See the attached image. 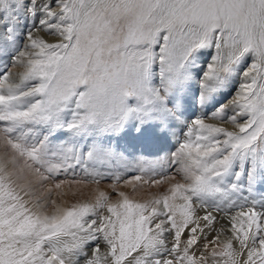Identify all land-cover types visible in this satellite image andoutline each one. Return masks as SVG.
Here are the masks:
<instances>
[{
  "label": "snow or ice",
  "instance_id": "snow-or-ice-1",
  "mask_svg": "<svg viewBox=\"0 0 264 264\" xmlns=\"http://www.w3.org/2000/svg\"><path fill=\"white\" fill-rule=\"evenodd\" d=\"M177 128L175 174L73 188ZM0 264H264V0H0Z\"/></svg>",
  "mask_w": 264,
  "mask_h": 264
},
{
  "label": "rangeland",
  "instance_id": "rangeland-1",
  "mask_svg": "<svg viewBox=\"0 0 264 264\" xmlns=\"http://www.w3.org/2000/svg\"><path fill=\"white\" fill-rule=\"evenodd\" d=\"M10 71L13 77H17L16 74L22 71V69H18L17 67H12ZM242 79L243 78L240 76H237L233 79V84H232L233 92L235 91V87L240 83ZM197 115H201V113L197 111ZM205 122L214 123V124H217L218 126L225 125L222 127H225L229 130H232L233 128V126L230 123H221V121L219 120L212 119L210 112L208 113L207 116H205ZM175 131L177 135L173 138V140L171 141V144L156 145L151 148L143 149V151H146V152L148 151L152 153L160 152L159 158H157L154 155L148 156V157H145L144 160L141 162H138V154L142 149H140L139 147L129 148L127 144L124 141H122L121 146L125 147L126 151L129 153V156L122 160H113L111 162H106L104 165L97 166L98 170L102 171L105 176V178L100 181L99 185L97 184L74 185L73 188L82 189L83 196L81 198L90 201L91 198L92 199L94 198L97 189L108 193L110 196H113L111 185L115 183L114 176L116 175H119L121 177V181L119 185L120 190L131 193L132 185L124 184V180L132 179V177L137 176V175H141L145 179H150V178L159 179L165 174H169V175L175 174V172L177 171L178 165L170 166L167 163V160L172 158V153L176 151V147L178 146V144L180 142H183V140L185 139V137L182 134H180L181 132L180 128H177ZM129 143H131V141H129ZM141 163H143V170H141ZM65 178L66 177L63 174L56 177L57 180H62ZM73 178H77V179L86 178V173L83 172L82 168L77 167V169L75 170V177H73V174L71 172L67 174V179H73ZM136 187H137V193L134 196V198L137 200H140V199L146 200L148 199V197L150 198V195L154 193L156 194L162 191L164 188H166L167 182L164 185H155V186H149L148 184L139 183L136 185ZM113 199H115L114 196H113ZM70 201H71V197L69 198V202ZM199 214L203 215V211H201ZM215 214L225 215L223 212H219V213L215 212ZM218 225L222 228L224 223L219 222ZM208 232H209V228H206L205 233H204L205 235L201 237V244H203L204 242L207 243L209 240H211L208 236H206ZM211 235H213V238H214L217 235V232L212 231ZM204 237H206V239ZM220 241L223 242L221 237H220ZM101 243L103 242L100 241V245ZM212 246L213 245H209L210 248ZM103 248H105V246H103Z\"/></svg>",
  "mask_w": 264,
  "mask_h": 264
},
{
  "label": "bare ground",
  "instance_id": "bare-ground-1",
  "mask_svg": "<svg viewBox=\"0 0 264 264\" xmlns=\"http://www.w3.org/2000/svg\"><path fill=\"white\" fill-rule=\"evenodd\" d=\"M33 32H34V35L37 36V37H41V38H44L46 40H48L49 42H54L55 38L54 37H50V36H47L44 32L42 31H39V30H36V29H33ZM22 47V46H21ZM20 69V68H18ZM13 79H17L18 77H13ZM222 126H225V125H222ZM227 126V125H226ZM229 127V126H228ZM231 128V127H230ZM96 190V189H95ZM93 190V191H95ZM101 191V190H100ZM93 194V193H92ZM96 194V193H95ZM155 194V193H154ZM149 195V194H148ZM151 196V195H150ZM90 197V195H89ZM92 197V196H91ZM95 197V196H94ZM149 198V197H148ZM94 199V198H93ZM92 198L90 199L93 200ZM141 200V199H140ZM204 214V213H203ZM202 215V214H201ZM214 216L217 217V222L211 227L209 228V232L206 234V236H208L211 240L213 239V235L212 234V231L213 232H220V237L222 238L223 241H225L226 239H228V237L231 235V233L229 231H227V229L230 227V224L228 223L231 219V216L230 215H222V214H215V212L213 213ZM203 222V221H202ZM201 222V223H202ZM219 222H223L224 225L222 226V228L218 225ZM220 228V230H219ZM222 229V230H221ZM212 230V231H211ZM219 230V231H218ZM205 235V234H204ZM205 243V242H204ZM104 244L101 243V252L105 251V248H103ZM213 247V246H212Z\"/></svg>",
  "mask_w": 264,
  "mask_h": 264
}]
</instances>
